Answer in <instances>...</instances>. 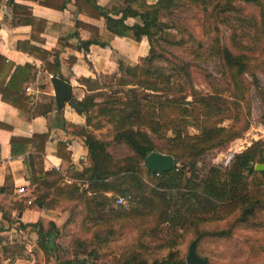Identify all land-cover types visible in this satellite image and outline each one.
Here are the masks:
<instances>
[{"label": "trees", "instance_id": "1", "mask_svg": "<svg viewBox=\"0 0 264 264\" xmlns=\"http://www.w3.org/2000/svg\"><path fill=\"white\" fill-rule=\"evenodd\" d=\"M13 1L7 2L13 14L22 13L31 17L29 11L16 6ZM28 1L55 11H62L69 4V0ZM231 1L226 0L224 6L228 12L232 7ZM236 1L256 7L261 12L259 21H263L264 0ZM74 6L79 14L94 20L103 19L106 32L113 37L129 38L137 43L146 39L148 52L134 66L118 62L117 73L102 77L104 83L91 79L79 80V84L89 93L77 102L84 110L78 112L85 119L79 135L84 138L88 166L70 174L76 182L63 183L62 186L59 182L62 172L53 170L40 172L39 178L29 177V185L35 186L29 206L55 210L61 201L64 202L70 213V220L64 226L79 219V228H92V237L96 240L73 242L76 250L88 252V259H96L97 247L101 248L109 241L103 238L104 232L113 235L111 223L147 221L148 224H154L152 228H146L147 234L156 239L161 236V227L165 226L169 238L157 240V249L160 254L168 250L166 256L158 254L155 258L147 259L144 254L130 250L119 259L118 264H186L178 252L174 251L180 244L179 231L193 234L191 243H194L196 254L212 264L201 255L200 246L206 240H232L233 230L239 226L245 229L262 227L257 218L264 212V171L256 170V166L264 167V140L254 142L249 148L234 154L224 171L212 168L205 176H199L196 167L200 159L213 149L225 148L246 128L236 130L231 126L225 129L214 122L212 126L200 128L198 135L190 136L187 133V128L192 126L189 120H196L198 114L213 112L220 115V122L229 116L231 110L220 97L227 90H220L218 82L211 81L212 77L203 71L204 74L200 75L207 79L205 82L211 87V94L198 92L192 74L196 66L170 55L163 49V45L190 47L194 61L213 58L220 62L229 91H233L234 97H240L246 89L249 91V85L244 81V75L249 72V58L243 53L239 42L243 36L233 30L237 36L233 35L232 39L235 53L222 45L218 36L212 37L206 52L187 26L175 24L168 18L174 11L190 7L199 8L205 14L211 6L209 0H157L154 4H149L147 0H125L122 6L110 10L100 8L94 0H74ZM128 19L138 22L129 26L126 24ZM240 21L246 27L251 25L249 20L240 18ZM28 24L33 39V33H41L46 26L45 21L35 18H31ZM253 26L254 33L247 34L245 38L255 37L259 39L258 42L262 40L264 45V32L257 30L256 24ZM79 30L87 33L86 40H81ZM70 38L77 41L75 49L84 54L91 45L101 48L109 46V40L100 34L98 28L80 21H76L74 32L60 41L67 46ZM17 50L39 60L53 78L62 79L61 65L65 64L70 69L76 61L75 57L61 61L60 52H46L30 46L29 42H18ZM32 78L31 65L14 67L0 56V96L3 103L30 115L33 114L32 108L23 87ZM252 78V86L264 108V88L253 74ZM97 100L100 102L97 103ZM233 104H236L234 110L241 115L239 103ZM50 108L46 107L48 112ZM92 117L111 126V142L97 139L88 130L92 127ZM195 127L198 128L197 125ZM47 139L48 136H34L29 140L11 138V155L15 157L23 154L28 145L33 152L43 153ZM111 144L124 145L132 156L115 160L109 152ZM57 147V157L70 163L71 155L64 152L65 144L58 143ZM152 153L170 156L178 161V165L162 175L151 174L146 169L145 159ZM52 177L57 180L49 182L47 179ZM42 189L44 192L40 194ZM117 197L127 198L132 204L131 208H115L113 204ZM232 217H236L235 222L224 229L209 228ZM35 227L38 229L36 246L46 259L53 257L55 264H86L84 261L58 260L56 240L60 230L53 223L38 221ZM4 252L20 256L23 246H5Z\"/></svg>", "mask_w": 264, "mask_h": 264}, {"label": "crops", "instance_id": "2", "mask_svg": "<svg viewBox=\"0 0 264 264\" xmlns=\"http://www.w3.org/2000/svg\"><path fill=\"white\" fill-rule=\"evenodd\" d=\"M103 9L122 6L125 0H94ZM157 0H147L154 4ZM8 0H0V56L17 66L29 64L33 67V78L24 85L23 92L29 98L32 115L20 112L14 107L3 103L0 96V264H55L53 257L45 258L37 248L38 221L53 223L57 229L66 222V214L46 210L37 206L30 207L35 186L29 185V177L39 178L40 172H80L88 166L87 150L84 138L79 132L84 127L85 119L67 103L61 112L55 106V99L48 74L39 60L17 50L18 42H29L30 46L46 52H60V60L75 57L76 61L69 69L61 65V76L64 82L72 88V97L80 102L86 95V88L79 84L80 79L99 80L104 76L117 73L118 62L125 66H134L140 58L147 55L146 39L137 43L129 38H117L108 34L104 28V20H94L79 14L74 6V0L62 11L41 7L28 0H14L13 3L29 11L31 17L13 14ZM31 18L45 21L46 26L41 33L34 32L28 22ZM76 21L94 26L100 34L109 40V46L101 48L91 45L87 53L77 51V41L68 39L67 46L61 43L74 32ZM138 21L128 19L126 24L132 26ZM81 40L87 39V33L79 30ZM31 89V95L26 88ZM51 106L50 111L46 109ZM34 136H48L43 153L33 152L25 146L23 154L11 155V138L29 140ZM58 143L65 144V153L71 155L70 163L57 157ZM49 180V179H48ZM23 188L26 195L18 194ZM44 190H40L42 194ZM23 228H22V227ZM60 234V233H59ZM20 244L23 246L22 255L5 254V246ZM57 244V240H56ZM58 260L60 261L59 257Z\"/></svg>", "mask_w": 264, "mask_h": 264}, {"label": "rangeland", "instance_id": "3", "mask_svg": "<svg viewBox=\"0 0 264 264\" xmlns=\"http://www.w3.org/2000/svg\"><path fill=\"white\" fill-rule=\"evenodd\" d=\"M211 4L207 9V13H203L199 8H186L181 11H174V14L168 17L175 24L185 25L195 38L200 41L202 50L210 48L212 37L218 36L222 45L230 51L236 52L233 48V30L237 34L242 35L240 41L244 54L248 56V70L244 75V81L249 85V91L246 89L245 94L240 97H234L233 91H229L226 79L223 76L222 66L220 62L213 58H204L200 61H194L190 53L191 48H175L163 45V49L172 56L180 60L194 64L196 67L192 70L194 74V87L203 94H211V87L205 82L207 79L201 77L200 74L208 73L213 82H218L220 90H227L226 93L220 95L221 100L226 102L231 110L229 116L219 121L220 115L217 116L213 112H204L196 116V120H189L192 126L187 128V133L190 136L199 134V129L205 126H212V123L218 122L220 128L229 129L233 126L236 130H246L235 140L231 141L225 148H217L207 152L199 161L196 167V172L199 176H205L209 169L224 171V161L230 152L234 154L240 153L249 148L254 142L264 140V108L259 95L255 92L252 86V74L255 76L259 85L264 88V45L262 40L259 42L257 38L248 37L247 34H253L255 28L253 24L258 26L257 30L264 32V16L263 21H259L261 12L256 7H251L242 2L232 0L230 11L224 9L226 0H209ZM226 11V13H224ZM264 13V12H262ZM167 17V16H166ZM249 20L251 25L248 27L240 21ZM226 22V23H225ZM217 28V31H215ZM249 35V36H251ZM237 38V36H236ZM163 64V63H162ZM164 65V64H163ZM204 71V72H203ZM199 74V75H198ZM101 83L104 80L100 79ZM245 90V89H244ZM75 100V99H74ZM240 100V102H238ZM190 101V99L188 100ZM97 103L100 100L96 101ZM239 103L242 114L239 115L235 110L236 104ZM92 127L88 130L92 132L97 139L105 142L112 141L111 126L102 122L98 118L92 117ZM101 123V125H99ZM198 126L195 127V125ZM98 126V127H97ZM170 136V134H169ZM109 152L112 157L119 161L132 156V153L124 145L111 144ZM49 179V180H48ZM49 182L57 180L56 178H48ZM63 183L71 184L74 181L71 175L67 172H62L61 180ZM53 211L66 214L67 224L70 220V213L66 210V204L61 201L60 205ZM236 217L224 221L223 223L209 226L212 230H220L233 224ZM257 221L262 224V227L245 229V227H235L233 230L232 240H212L205 241L200 246L201 255L207 257L212 264H264V212L258 216ZM147 222V221H146ZM142 221H123L120 223L113 222L110 228H113V235L107 232L103 233V238L107 243H104L101 248L97 247L96 259H88V252H80L74 248L75 240H96L92 237V228L86 226L79 228L80 220L77 219L74 223L70 222L66 226H62L57 239V256L60 262L84 261L86 264H118L122 256L130 251L135 250L144 254L147 259H152L158 256H166L168 250H164L161 254L158 252L159 245L157 240H167L169 238L164 227L159 239L147 234L146 228H152L154 224ZM78 224V225H77ZM194 238L193 234H185L179 231L180 244L175 248L179 257L185 260L190 243Z\"/></svg>", "mask_w": 264, "mask_h": 264}, {"label": "water", "instance_id": "4", "mask_svg": "<svg viewBox=\"0 0 264 264\" xmlns=\"http://www.w3.org/2000/svg\"><path fill=\"white\" fill-rule=\"evenodd\" d=\"M53 95L55 99V106L58 112H61L67 103L71 108L77 112H84L82 108L78 106L72 97V88L66 82L59 78H53L50 81ZM178 165V161L174 160L170 156L160 155L152 153L145 159L146 169L154 175H162L163 173L170 172L174 167ZM256 170L264 171L263 166H256ZM186 264H209L205 259L200 258L194 249V243H191L188 249L187 256L185 258Z\"/></svg>", "mask_w": 264, "mask_h": 264}, {"label": "built area", "instance_id": "5", "mask_svg": "<svg viewBox=\"0 0 264 264\" xmlns=\"http://www.w3.org/2000/svg\"><path fill=\"white\" fill-rule=\"evenodd\" d=\"M51 79H53V76L52 75H47V80L49 82L51 81ZM26 93H28V94L31 95V89L29 87L26 88ZM234 153L235 152H230L229 155L225 158V161H224V164H223L225 168L229 166L230 161L233 158ZM56 170L57 171H60L59 168H56ZM18 194H20V195H26V191L23 188H20V189H18ZM113 206L115 208H122L124 210H129L131 208L132 204L125 197H117L114 200Z\"/></svg>", "mask_w": 264, "mask_h": 264}]
</instances>
